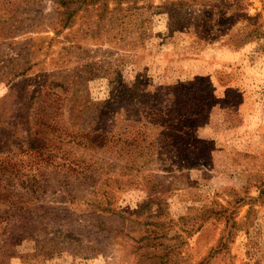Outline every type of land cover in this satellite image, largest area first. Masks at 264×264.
<instances>
[{"label":"rangeland","instance_id":"374dc122","mask_svg":"<svg viewBox=\"0 0 264 264\" xmlns=\"http://www.w3.org/2000/svg\"><path fill=\"white\" fill-rule=\"evenodd\" d=\"M120 1L63 28L72 7L0 0L8 146L46 108L114 140L64 139L92 178L33 200L36 232L17 231L0 264H264V0H229L232 27L211 42L156 9L177 0Z\"/></svg>","mask_w":264,"mask_h":264},{"label":"trees","instance_id":"16d2710c","mask_svg":"<svg viewBox=\"0 0 264 264\" xmlns=\"http://www.w3.org/2000/svg\"><path fill=\"white\" fill-rule=\"evenodd\" d=\"M55 1L65 9L72 7L63 20V28L80 10L92 8L100 15L109 11L113 17L121 4L120 0ZM228 1L220 7L222 0H189L188 2L177 0L163 3L156 9L167 13L168 18L173 20L172 29L182 30L192 27L197 37L211 42L217 37L224 36V33L232 27L228 24L230 17L225 12ZM107 2H112L114 7L108 10ZM253 37L252 34L246 36L244 42ZM225 42L231 43L233 38L229 37ZM165 110L170 114L176 112L177 107L170 103ZM25 125L26 136H22V130L17 131L13 138L14 147L8 146L7 138L0 132V262L7 259L8 251L14 247L12 237L17 231L36 232L30 228L28 222L29 219H35L30 206L33 200L39 199L48 192H59L71 198L72 195L74 196L75 184L81 185L92 178L90 165L72 158L71 151L62 146L64 139L69 138L72 145L85 151L97 150L113 140L111 137L85 134L68 128L64 131L56 120L50 118L47 108L38 110L33 118L27 117ZM61 135L64 137L61 138ZM16 140L21 141L16 142ZM30 215L32 218H28ZM16 224L20 227L16 228Z\"/></svg>","mask_w":264,"mask_h":264}]
</instances>
